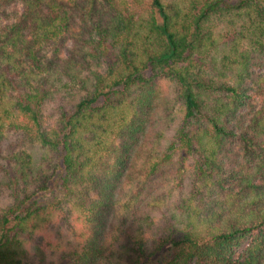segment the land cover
I'll use <instances>...</instances> for the list:
<instances>
[{
	"label": "trees",
	"instance_id": "trees-1",
	"mask_svg": "<svg viewBox=\"0 0 264 264\" xmlns=\"http://www.w3.org/2000/svg\"><path fill=\"white\" fill-rule=\"evenodd\" d=\"M0 264H264V0H0Z\"/></svg>",
	"mask_w": 264,
	"mask_h": 264
},
{
	"label": "rangeland",
	"instance_id": "rangeland-1",
	"mask_svg": "<svg viewBox=\"0 0 264 264\" xmlns=\"http://www.w3.org/2000/svg\"><path fill=\"white\" fill-rule=\"evenodd\" d=\"M63 195V190L61 188H56L55 190L49 192L45 197L46 200H52L55 198H60Z\"/></svg>",
	"mask_w": 264,
	"mask_h": 264
}]
</instances>
